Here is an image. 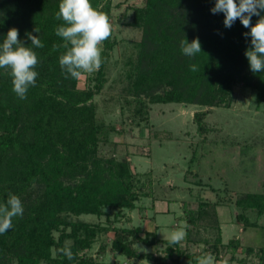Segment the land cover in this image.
I'll return each instance as SVG.
<instances>
[{
  "label": "trees",
  "instance_id": "16d2710c",
  "mask_svg": "<svg viewBox=\"0 0 264 264\" xmlns=\"http://www.w3.org/2000/svg\"><path fill=\"white\" fill-rule=\"evenodd\" d=\"M60 2L0 0V40L15 27L26 46L32 47L28 33L44 43L35 49L38 75L26 99L16 96L9 72L0 69V201L16 194L24 207L23 215L13 218V227L0 234V264H100L89 251L105 233H111L109 244L101 242L97 255L108 248L128 264H197L201 256L217 258L221 246L230 249V264L236 259L239 241L223 242L211 202L200 201L195 208L181 206L186 235L171 246L168 239L157 237L156 230L115 224L124 210L135 209L136 202L150 191L145 190L147 183H139L130 159L116 154L117 144L110 136L117 132L115 126L97 120L93 97L106 81L103 56L114 42L111 35L102 42L100 69L88 76L84 88H78V77L62 73L58 62L66 49H53L62 43L55 34V28L64 23L55 18ZM90 3L110 22L111 0ZM213 4L214 0H143L142 5L132 7L130 25L139 29L140 39L124 63V76L125 89L135 100V113L141 115L147 102L204 107L193 114L198 132L204 134L209 109L229 107L238 83L253 90L257 107L264 108V72L253 73L244 54L251 46L250 37L243 35L249 29L239 19L225 27L223 13L210 11ZM258 18L253 15L251 22ZM184 37L199 39L202 51L195 57L181 52ZM191 64L197 65L195 71ZM108 144L112 151L105 154L102 149ZM235 203L242 211L261 215L264 193H243ZM109 211H113L112 218ZM82 215L104 217L105 223L82 220ZM237 218L249 225L243 212ZM208 228L215 235L200 236ZM136 243L156 250L163 244L164 255L139 252ZM195 245L202 248L196 252L192 250ZM66 246L73 252L70 260L60 251ZM244 250L257 254V264H264V246Z\"/></svg>",
  "mask_w": 264,
  "mask_h": 264
},
{
  "label": "rangeland",
  "instance_id": "374dc122",
  "mask_svg": "<svg viewBox=\"0 0 264 264\" xmlns=\"http://www.w3.org/2000/svg\"><path fill=\"white\" fill-rule=\"evenodd\" d=\"M111 4L110 39L114 46L103 56L106 81L93 101L98 122L116 128L117 132L110 134L117 144L116 154L130 159L139 183H147L145 190L150 191L149 196L136 202L135 209L124 210L115 224L156 230L158 238L168 239L174 230L185 231L181 206L195 208L200 201L211 202L215 205L223 242L231 238L239 241L236 259L230 264H257L258 255L248 254L244 249L264 246V212L258 215L255 210L242 211L235 199L246 192L264 193L263 106L257 107L253 90L238 83L229 107L209 109L204 117L207 126L204 134L198 132L193 120L194 112L204 107L147 102L141 115L135 113V100L125 89L124 63L134 54V43L140 39L139 29L130 25L132 7L142 5L143 0H111ZM92 75L82 72L77 87L84 88ZM111 151L109 144L102 149L105 154ZM241 212L249 225L237 218ZM109 214L112 218L113 211ZM80 218L105 223L104 217ZM109 235H100L89 252L96 255L100 264H128L125 257L113 255L108 248L103 255H97L101 242L109 244ZM204 235L213 237L215 230L208 228L200 234ZM134 247L139 252L164 255L163 244L157 250L141 243ZM201 248L202 245H195L192 250L198 252ZM210 256L212 264H223L231 251L221 246L217 258ZM206 257L201 256L197 264Z\"/></svg>",
  "mask_w": 264,
  "mask_h": 264
},
{
  "label": "clouds",
  "instance_id": "9594fccd",
  "mask_svg": "<svg viewBox=\"0 0 264 264\" xmlns=\"http://www.w3.org/2000/svg\"><path fill=\"white\" fill-rule=\"evenodd\" d=\"M212 13H223V24L230 28L239 19L249 29L243 35L250 37V47L245 49L249 68L253 73L264 72V0H214L210 7ZM259 18L251 22L252 16ZM57 20L64 23L55 28V34L62 38V43L53 45V49H66L59 56L62 73L72 78L79 77L82 72L92 74L102 64V42L111 35V24L108 16L94 8L90 0H61L55 13ZM36 33L39 29L34 28ZM32 47L26 46L18 39L15 27L8 29L0 40V69L7 70L11 76L12 91L19 99H26L30 87L36 85L38 75L35 66L38 57L35 49L43 48L44 43L38 35L28 33ZM181 52L188 57L200 53L201 44L198 38L188 41L185 37L180 41ZM190 68L195 71L196 64ZM24 207L16 194H10L5 201H0V234L13 227V218L22 216ZM186 235L184 229H177L169 234V246L180 241ZM69 260L73 257L71 248L60 249ZM210 255L202 258L199 264H212ZM223 264H228L227 259Z\"/></svg>",
  "mask_w": 264,
  "mask_h": 264
}]
</instances>
